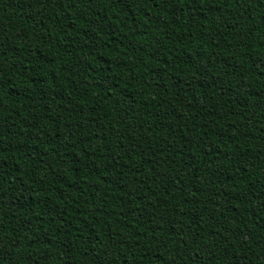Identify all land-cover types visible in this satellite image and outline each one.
Returning a JSON list of instances; mask_svg holds the SVG:
<instances>
[{"label":"trees","instance_id":"1","mask_svg":"<svg viewBox=\"0 0 264 264\" xmlns=\"http://www.w3.org/2000/svg\"><path fill=\"white\" fill-rule=\"evenodd\" d=\"M0 264H264V0H0Z\"/></svg>","mask_w":264,"mask_h":264}]
</instances>
